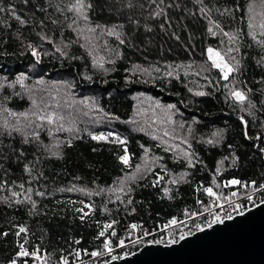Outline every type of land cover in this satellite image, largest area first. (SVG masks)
<instances>
[{"label":"trees","instance_id":"obj_1","mask_svg":"<svg viewBox=\"0 0 264 264\" xmlns=\"http://www.w3.org/2000/svg\"><path fill=\"white\" fill-rule=\"evenodd\" d=\"M131 2L134 7H128V0H90L91 24L100 28L88 32L81 21L84 31L77 33L64 26L70 21L59 17L62 23L52 24L49 21L56 16L37 10L47 6V0H30L27 5L23 0H3L33 26L19 25L7 11L0 13V82H14L21 74L27 77L23 87L0 89V104L29 113V120H24L0 111V124L7 118L10 125L17 120L20 126L27 125L38 108L64 120L59 130L38 129V142L25 144L15 132L0 135V154L8 157L0 160V183L10 186L0 188V264H13L21 245L36 256L16 264H62L74 251L84 257L102 249L104 238L98 233L110 221L116 222L114 248L119 239L127 242L143 230L155 233L173 217L184 219L186 210L202 211L198 201L211 200L196 189L211 186L214 178L217 183L233 178L264 183V46L251 38L255 33L257 40L264 39L259 28L264 23V0H204L224 30L238 34L231 44L220 33H208L202 16L190 14L200 7L196 0H164L160 7L169 3L173 7L166 8L167 17L156 18L150 16L156 8L151 0ZM222 8L233 9L234 14L220 17L216 9ZM39 20L45 21L43 30L34 26ZM250 23L256 27L250 28ZM116 25L124 44L100 34L105 26ZM41 35L52 43L41 40ZM29 42L43 53L39 61L27 50ZM208 47L220 50L230 62L234 56L240 70L227 81L221 79V73L210 67ZM229 47H238L239 52L228 54ZM233 86L251 89L248 97L255 107L246 103L242 111L231 98ZM199 91L206 94L195 95ZM108 132L126 143L114 138L96 141L89 135ZM125 148L128 165L120 160ZM12 149H22L25 159H15ZM185 151L192 153L195 167L188 166ZM24 163L32 164L31 175L24 171ZM182 173H187L184 181L167 183L179 180ZM21 183L24 189L18 187ZM165 187L172 199L164 195ZM29 188L32 191L25 192ZM237 188L216 190L228 194ZM10 191L21 192L17 198L21 200L29 195L36 207L8 200ZM81 208L89 213L83 219L77 211ZM132 223L142 226L135 234ZM20 227L26 232L17 234Z\"/></svg>","mask_w":264,"mask_h":264},{"label":"snow or ice","instance_id":"obj_2","mask_svg":"<svg viewBox=\"0 0 264 264\" xmlns=\"http://www.w3.org/2000/svg\"><path fill=\"white\" fill-rule=\"evenodd\" d=\"M30 2V0H23V3L27 5ZM152 4L156 5V8L153 9V11L150 13V16L153 18L156 17H167V11L166 8H172L173 4L169 3L165 5V7H160L161 4H164V0H151ZM196 3L200 5V7L197 10V13H190V14H199L202 16L205 20L208 22L207 31L212 36H216L217 33H220L222 36L227 37L229 40V43L231 44L234 40H238V34L230 33V31L224 30V27L217 22V19L213 18V9L210 8L207 4L204 3V0H196ZM63 4V6H61ZM179 5H177L178 7ZM128 7H134L131 0H128ZM143 7V5H141ZM51 8L52 11L49 12L48 9ZM93 8V5L90 3V0H68L67 3H64L63 0H59V2H54V0H47V6H44L42 8L37 9L38 11H43L47 16H56L57 18L51 19L49 22L52 24H61L62 21L59 19V17H63L64 21H70V23H67L64 25L67 28H71L73 31H76L77 33H82L84 31V28L79 27L80 22H84V27L87 28L88 32L95 33L97 29L100 28V25H92L91 24V18L89 16L90 10ZM5 11L9 12L11 14V18H14L19 25H25V26H33V22L23 18L20 14L17 13L15 6H8L3 4V0H0V13H4ZM216 11L219 13L220 17H231L234 14L233 9L229 8H222V9H216ZM71 13L72 15L69 16L68 14ZM135 23H139V21H135ZM76 27H73V26ZM34 26L40 27L42 30L44 27H46L44 20H39L35 22ZM120 27L119 25H116L112 28H105L101 29L100 34H105L108 36H115L116 39L119 41L120 44L125 43V39L121 38V34L116 31V28ZM161 27H163V24H161ZM250 28H255L256 26L253 24H249ZM259 28L261 29L260 36L264 37V23H261L259 25ZM150 30V29H149ZM87 38V37H86ZM254 41H256L258 44L264 46V39L257 40V36L255 33L252 34L251 37ZM41 40H48L49 43H52V41L46 36L41 35ZM27 50L30 52L31 56L34 57L37 61L41 58L43 53L40 51V49L29 42L27 45ZM64 47H67V45H64ZM57 52H60L61 55H64L62 48L57 47ZM233 51L239 52L238 47H229L227 49V53L231 54ZM206 55L208 61H210V67L217 69L221 73V79L227 81L229 80V77L233 75V73H236L240 70V61L236 60L234 56L231 57V62L229 59L226 58L225 54H222L220 50L212 47H208L206 49ZM262 62H264V59H262ZM99 66L103 68V64L100 63ZM139 67V66H137ZM27 79V77L23 74L19 75L14 82H0V89H3L5 87H15L17 84L21 87L24 86V82ZM87 79L91 80V76L87 77ZM5 81H7V78H4ZM251 92V89H247L245 91L244 89L236 88L233 86L231 89L230 95L234 102L238 103L241 106V110L243 111V106L247 103L250 107H255V105H252L251 101L249 100L248 93ZM206 93L199 91L196 92L195 95L197 96H204ZM7 99V98H5ZM33 105H36V101H32ZM169 107H175V106H169ZM0 111L6 112L9 117L16 118L17 116L22 117L24 120H29V113L23 112V113H16L13 112L11 109H8L3 104H0ZM32 116L35 117V119L31 120L27 125L20 126L19 121L17 120L16 123L9 124L8 119L5 118L3 123L0 124V135H4L5 133L8 136H11L12 133H18L23 137V143L27 144L32 141H39V130L40 128H45L48 126L56 127L57 130L60 128H63L62 121L64 120L63 116H60L56 112H48L43 109H39L36 112L32 113ZM118 119V118H117ZM171 121V116L168 118ZM241 121L244 123L245 127H247V121H244L243 117H240ZM51 127H48V130L51 131ZM27 128H31L32 131L28 132L26 131ZM66 131L71 132L73 131L72 128L66 129ZM91 138L96 141H108L109 137L113 136L112 133L105 134H98L94 135L89 133ZM165 135H168L167 132H165ZM246 138L247 133H246ZM256 139H260L257 137ZM115 142H119L121 144H125L126 141L122 139L119 135H115L114 137ZM208 143L212 144L214 143L213 140L207 141ZM187 143V141H185ZM46 147V146H45ZM188 147H191V144L188 145ZM15 154V159L22 160L25 159L24 157V151L22 149H12L11 150ZM262 152H264V149H261ZM185 157L188 158V166L189 167H195V164L192 163L193 156L191 152L185 151L184 153ZM8 159V157L2 156L0 154V160ZM38 159L37 157H33V160ZM238 159V158H236ZM120 160L123 164L128 165L130 157L127 154V149L125 148V155L120 157ZM223 164V161L220 162ZM0 167H2V164H0ZM139 170V169H137ZM24 171L28 173L29 175L33 172V166L31 163H24ZM220 173V168L218 167L216 169V174ZM187 176V173H182L180 175L179 180L173 178L167 181V183L176 185L182 181L185 180V177ZM160 179H163V177H160ZM156 184L159 183L157 180L155 182ZM224 188H232L234 186H239L237 190L231 191L228 194H223L220 191H217L216 189ZM10 186L7 184V181H4L0 183V188H5ZM19 188L24 189V184H19ZM239 189L244 190V194L241 195ZM203 191V193L210 198L211 202L205 204L203 200H199L198 203L202 207V211H185L184 219H178L176 217H173L169 219L164 225L161 227H158V232H163L165 234V239L167 241L168 245H175L178 244L181 241H184L187 237L195 235L196 232H203L206 229L213 228L214 225H221L224 224L225 221H232L235 219L236 216H244L246 212L251 211L252 209L249 207L248 203H244L242 201L250 202L252 207H259L260 205H264V183L257 184L256 181H249L244 182L239 179H231L228 181H223L220 183H217L215 178L212 181L211 186H203L200 185L197 187L196 191ZM32 190L31 188L25 189V192L30 193ZM164 195L167 196L169 199H172L173 197L170 195L169 188L165 187L163 189ZM251 193V194H249ZM255 193H260L259 197V203H257L258 197L255 195ZM22 194L19 191H10V196L7 198L8 200L15 202V203H25L28 202L31 204L32 208L36 207V201L31 200V197L29 195H24L23 199H17ZM37 195L44 196V192H38ZM119 199V198H118ZM127 203H131V200L129 199ZM89 209H91V205H86ZM77 211L81 212L83 215L81 216V219L84 218V216H88V212H84V209H77ZM235 214V215H234ZM203 220V222H197L199 220ZM115 221H110L108 223H105L103 225V229L98 233V238L103 237V247L100 250L92 251L91 253H86L92 257H100L105 254H107L110 257V260H106L105 264H111V261H116L120 257L117 255H114V247L112 243V237H116L117 233L114 230V224ZM131 229L133 230V233L135 234L136 230L140 229L142 226L136 223L131 224ZM109 229H112L111 232H108ZM184 229H187L185 231ZM26 229L24 227L19 228V233H25ZM156 233L150 232L148 230H143L139 233V235L136 236V240H132L131 237H129V242L136 243L137 241L148 243V244H164L165 239H153V240H147L146 238L149 236H153ZM75 243L79 244L80 241L77 240ZM126 243L124 239H119L116 247H126ZM21 256H27V255H35V253H29L26 250L23 249V245H21V251L19 253ZM77 256H79V252L76 253ZM39 259V257H37ZM15 264V262H13ZM62 264H69V261L67 259H64L62 261Z\"/></svg>","mask_w":264,"mask_h":264},{"label":"water","instance_id":"obj_3","mask_svg":"<svg viewBox=\"0 0 264 264\" xmlns=\"http://www.w3.org/2000/svg\"><path fill=\"white\" fill-rule=\"evenodd\" d=\"M111 264H264V205L175 245L146 244Z\"/></svg>","mask_w":264,"mask_h":264},{"label":"built area","instance_id":"obj_4","mask_svg":"<svg viewBox=\"0 0 264 264\" xmlns=\"http://www.w3.org/2000/svg\"><path fill=\"white\" fill-rule=\"evenodd\" d=\"M255 195L258 197L257 199V203H259V197H260V193H255ZM244 203H248L249 204V207L252 209V208H255V207H252L251 203L250 202H247V201H242ZM235 215V214H234ZM197 222H203V220H199ZM162 225H160L159 227H161ZM185 231H187V229H184ZM156 234L153 235V236H149L147 237L146 239L147 240H153V239H165V234L163 232H155ZM137 236V235H136ZM136 236L132 237V240H136ZM126 243V247H123V248H120V247H116L114 248L115 251H114V255H117L119 256L120 258H123V257H126V256H129L133 253H135L137 250H139L142 246L148 244V243H143V242H140V241H137L136 243H131L129 241H125ZM164 245H168L167 244V241L165 239V243ZM24 250H26L27 252L30 253V251L27 249V248H23ZM21 251V250H20ZM19 251V253H20ZM79 252V251H74L70 256H67L65 257L64 259H67L69 261V264H105V261L106 260H110V257L105 254L103 256H100V257H92L88 254H86L84 257H82L80 255V252H79V256L76 255V253ZM19 253L17 254V256L15 257V260L13 262L18 263L19 260H22V259H26L27 257H34L36 256V253L35 255H27V256H21L19 255ZM31 254V253H30ZM88 255V256H87ZM119 258V259H120ZM63 259V260H64Z\"/></svg>","mask_w":264,"mask_h":264},{"label":"rangeland","instance_id":"obj_5","mask_svg":"<svg viewBox=\"0 0 264 264\" xmlns=\"http://www.w3.org/2000/svg\"><path fill=\"white\" fill-rule=\"evenodd\" d=\"M110 133V132H108ZM108 133H105V135H107ZM113 134V133H112ZM116 134H113V136L109 137V138H114ZM123 139V138H122Z\"/></svg>","mask_w":264,"mask_h":264}]
</instances>
